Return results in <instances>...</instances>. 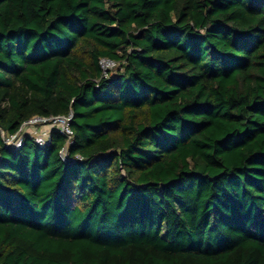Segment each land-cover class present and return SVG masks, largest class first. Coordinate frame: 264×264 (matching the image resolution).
I'll list each match as a JSON object with an SVG mask.
<instances>
[{
  "label": "trees",
  "instance_id": "1",
  "mask_svg": "<svg viewBox=\"0 0 264 264\" xmlns=\"http://www.w3.org/2000/svg\"><path fill=\"white\" fill-rule=\"evenodd\" d=\"M70 112L0 137V264H264V0H0V127Z\"/></svg>",
  "mask_w": 264,
  "mask_h": 264
},
{
  "label": "built area",
  "instance_id": "2",
  "mask_svg": "<svg viewBox=\"0 0 264 264\" xmlns=\"http://www.w3.org/2000/svg\"><path fill=\"white\" fill-rule=\"evenodd\" d=\"M100 64L106 75L109 70L114 69L116 66V62L109 58H102ZM72 118V112L67 115H34L24 121L14 133H9L0 127V137L6 146L15 149H19L24 145L26 137L34 139V142L40 147H46L51 144L52 132L56 130L68 137L67 144H69L73 137ZM60 154L64 162L75 161L77 159L69 156L67 146L60 151Z\"/></svg>",
  "mask_w": 264,
  "mask_h": 264
}]
</instances>
